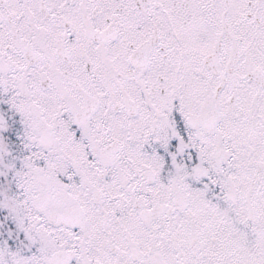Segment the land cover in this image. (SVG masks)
Returning a JSON list of instances; mask_svg holds the SVG:
<instances>
[{
    "label": "snow or ice",
    "instance_id": "1",
    "mask_svg": "<svg viewBox=\"0 0 264 264\" xmlns=\"http://www.w3.org/2000/svg\"><path fill=\"white\" fill-rule=\"evenodd\" d=\"M0 264H264V0H0Z\"/></svg>",
    "mask_w": 264,
    "mask_h": 264
}]
</instances>
